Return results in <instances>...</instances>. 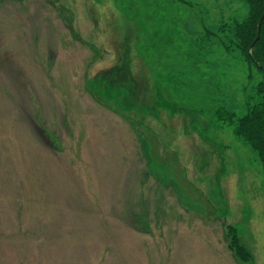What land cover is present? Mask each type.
I'll return each mask as SVG.
<instances>
[{
    "label": "rangeland",
    "instance_id": "rangeland-1",
    "mask_svg": "<svg viewBox=\"0 0 264 264\" xmlns=\"http://www.w3.org/2000/svg\"><path fill=\"white\" fill-rule=\"evenodd\" d=\"M247 14L0 0V264H264V169L217 114L262 78Z\"/></svg>",
    "mask_w": 264,
    "mask_h": 264
},
{
    "label": "trees",
    "instance_id": "trees-1",
    "mask_svg": "<svg viewBox=\"0 0 264 264\" xmlns=\"http://www.w3.org/2000/svg\"><path fill=\"white\" fill-rule=\"evenodd\" d=\"M242 1L248 5V14L243 20L235 21L233 44L242 52L245 62L259 70L262 78L255 86V99L245 114L237 115L222 107L217 109V114L220 120L234 126L233 132L250 145L264 169V0ZM261 19L260 37L255 42ZM230 230L238 234L236 226H230Z\"/></svg>",
    "mask_w": 264,
    "mask_h": 264
},
{
    "label": "water",
    "instance_id": "water-1",
    "mask_svg": "<svg viewBox=\"0 0 264 264\" xmlns=\"http://www.w3.org/2000/svg\"><path fill=\"white\" fill-rule=\"evenodd\" d=\"M263 18H264V14H263ZM263 18H262V19H263ZM262 19L259 21V23H258V25H257V27H258V35H257V37H256V41H255V42H257V40H258L259 37H260V32H261V29H262V27H261ZM253 45H254V44H253Z\"/></svg>",
    "mask_w": 264,
    "mask_h": 264
},
{
    "label": "crops",
    "instance_id": "crops-1",
    "mask_svg": "<svg viewBox=\"0 0 264 264\" xmlns=\"http://www.w3.org/2000/svg\"><path fill=\"white\" fill-rule=\"evenodd\" d=\"M146 60H148V59H146ZM135 73H136V71H135ZM185 124V123H184ZM195 125V124H194ZM196 126V125H195ZM196 130H198V127H197V129ZM180 133H184V134H186V131L182 128V130H180L179 131Z\"/></svg>",
    "mask_w": 264,
    "mask_h": 264
}]
</instances>
